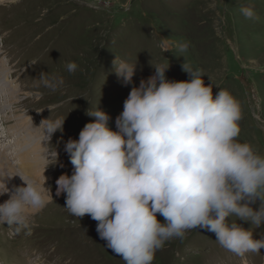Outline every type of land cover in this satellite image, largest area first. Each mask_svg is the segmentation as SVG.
<instances>
[{"label": "rangeland", "instance_id": "rangeland-1", "mask_svg": "<svg viewBox=\"0 0 264 264\" xmlns=\"http://www.w3.org/2000/svg\"><path fill=\"white\" fill-rule=\"evenodd\" d=\"M242 7H252L255 17L246 19ZM160 37L189 47L163 53ZM115 56L136 63L131 84L116 76ZM70 61L78 65L74 73L66 70ZM184 62L203 71L214 97L220 87L235 98L241 111L238 140L264 155V0H0V85L6 87L0 94V136L11 135L0 138V160L19 163L28 154L40 168L35 178L24 179L45 183L51 193H45L42 210L29 214L28 230L16 233L0 225V264H124L99 237L97 222L87 214L71 215L65 195H56L59 176L73 173L64 145L94 121L86 112L97 107L109 114L115 131L131 88L157 65H169V80L186 81ZM42 72L63 76L64 86L55 92L37 87ZM49 117L65 122L46 142L40 124ZM9 180V189L26 186L22 179ZM157 219L163 222L159 214ZM252 230L260 239L264 225ZM215 239L205 229L189 230L183 241L166 242L152 264H264V248L241 257Z\"/></svg>", "mask_w": 264, "mask_h": 264}, {"label": "clouds", "instance_id": "clouds-1", "mask_svg": "<svg viewBox=\"0 0 264 264\" xmlns=\"http://www.w3.org/2000/svg\"><path fill=\"white\" fill-rule=\"evenodd\" d=\"M241 14L255 17L252 7H242ZM159 47L163 53L174 47L184 52L189 45L160 37ZM77 68L74 61L66 65L69 73ZM135 68L136 63L117 56L113 60L124 85L132 83ZM153 68V75L131 88L115 131L105 111L86 112L95 119L84 125L78 139L65 143L73 173L59 176L56 195H65L64 208L71 215L87 214L97 222L99 237L124 264H152L166 242L183 241L198 228L214 233L221 247L238 256L260 254L264 234L254 239L252 229L264 225V155L238 140L239 103L218 85L214 97L203 71L185 62L186 81L169 80V65ZM37 80V87L52 92L65 83L63 76L43 72ZM64 122L50 117L41 122L46 142L63 131ZM22 180L26 186L12 189L0 181V196L9 197L0 203V225L16 233L30 228L29 214L42 210L48 202L45 193H50L45 183Z\"/></svg>", "mask_w": 264, "mask_h": 264}, {"label": "bare ground", "instance_id": "bare-ground-1", "mask_svg": "<svg viewBox=\"0 0 264 264\" xmlns=\"http://www.w3.org/2000/svg\"><path fill=\"white\" fill-rule=\"evenodd\" d=\"M7 78V77H6ZM1 84V83H0ZM9 82L6 83V86H8ZM6 87L4 85H0V94H1V91L3 92L4 89ZM1 96V95H0ZM14 99V97H13ZM7 135H1L0 138H4V139H7L8 137H10L11 135H8V133H6ZM13 136V134H12ZM3 139V140H4ZM1 141V140H0ZM17 141H15L16 143ZM22 143V142H21ZM37 145V144H36ZM2 149V148H1ZM0 149V150H1ZM7 149V148H6ZM5 150V149H4ZM16 151V150H15ZM41 153L42 152V149L40 150ZM13 152V151H12ZM3 153H5L3 151ZM13 155L15 153H10L8 155ZM21 158V157H20ZM12 160V159H11ZM38 161V160H36ZM19 162V161H18ZM40 167H38V164L37 162H33L32 159L29 158V155L27 154L26 158L22 161H20L19 163H15V162H10L9 160H5V161H1L0 160V181H3L4 179V182L6 183V186H7V183L10 182V178L11 177H15L16 180H21L22 178L20 176L24 178H30L32 179L34 177V173L37 172L36 170L39 169ZM38 175V174H37ZM10 177V178H9ZM37 177V176H36ZM19 178V179H18ZM35 178V177H34ZM18 182V181H17ZM24 182V181H23ZM18 184V183H17ZM9 187V186H7ZM3 190V184L0 183V190ZM6 196H8V194H6ZM4 200L3 199H0V203H3Z\"/></svg>", "mask_w": 264, "mask_h": 264}]
</instances>
